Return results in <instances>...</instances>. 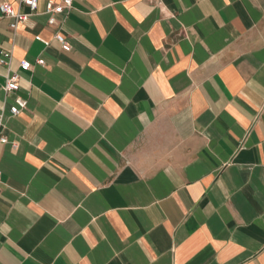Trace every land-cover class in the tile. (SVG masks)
<instances>
[{
  "label": "crops",
  "instance_id": "obj_1",
  "mask_svg": "<svg viewBox=\"0 0 264 264\" xmlns=\"http://www.w3.org/2000/svg\"><path fill=\"white\" fill-rule=\"evenodd\" d=\"M36 1L0 19V264H264V0Z\"/></svg>",
  "mask_w": 264,
  "mask_h": 264
},
{
  "label": "built area",
  "instance_id": "obj_2",
  "mask_svg": "<svg viewBox=\"0 0 264 264\" xmlns=\"http://www.w3.org/2000/svg\"><path fill=\"white\" fill-rule=\"evenodd\" d=\"M72 0H59L54 2L53 0H45L43 3V12L47 15L46 24L48 26H53L56 23L55 15L60 14L64 10L70 8ZM36 0H18L17 9H13L12 6L6 2H0V19L9 18L11 23H9V28L15 30L18 25L24 24L28 19V13H32L36 9ZM26 8L28 13H22L19 8ZM52 39L55 40L59 45L61 50L67 52L69 51V45L59 32H55L52 35ZM47 44V42L45 43ZM9 56L4 54L0 56V64L7 65ZM35 64L38 66L43 65L42 59H37ZM19 70L26 71L30 68V63L28 61H21L18 66ZM1 90L4 93H13L14 97L12 100V105L8 108V113L11 116L18 115L21 111L25 109L26 102L23 98L18 96L16 93L18 91V74L16 72H7L4 77L3 85ZM9 143L10 148H15V142H8L7 139L0 134V144Z\"/></svg>",
  "mask_w": 264,
  "mask_h": 264
}]
</instances>
